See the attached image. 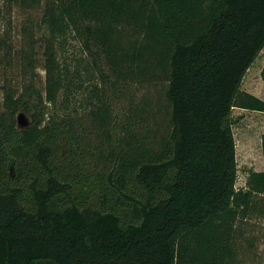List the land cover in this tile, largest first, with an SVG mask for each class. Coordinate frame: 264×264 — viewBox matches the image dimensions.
Segmentation results:
<instances>
[{
	"label": "trees",
	"instance_id": "16d2710c",
	"mask_svg": "<svg viewBox=\"0 0 264 264\" xmlns=\"http://www.w3.org/2000/svg\"><path fill=\"white\" fill-rule=\"evenodd\" d=\"M0 3L40 11L45 73L43 91L4 97L0 264H264L249 227L264 223V171L237 187L232 115L264 113L241 88L264 49V0ZM158 80L164 128L121 114L128 88Z\"/></svg>",
	"mask_w": 264,
	"mask_h": 264
},
{
	"label": "rangeland",
	"instance_id": "374dc122",
	"mask_svg": "<svg viewBox=\"0 0 264 264\" xmlns=\"http://www.w3.org/2000/svg\"><path fill=\"white\" fill-rule=\"evenodd\" d=\"M40 11L24 10L18 6L9 8L0 3V114L4 110L6 91L20 92L28 83L39 90H44L45 73L43 70L42 48L39 43L40 31L36 23ZM35 42L34 69L26 73V61L21 58L23 50L28 51L31 43ZM72 61L81 58L78 44L72 43L66 53ZM264 68V49L261 50L254 63L247 70L242 90L260 99H264V83L261 70ZM165 83L161 80L131 86L127 89L126 97L119 102L120 111L124 114L130 106L131 113L142 119H152L160 128L166 126L168 109L164 98ZM130 113V112H129ZM138 113V114H137ZM149 114H152L150 117ZM234 120V138L236 142L237 187L244 185L249 171H264V155L261 152V136L264 134V113L250 112L235 108L232 111ZM30 122L26 114L17 115V127L25 128ZM249 227L256 239L255 250L259 259L264 260V223L252 220Z\"/></svg>",
	"mask_w": 264,
	"mask_h": 264
}]
</instances>
